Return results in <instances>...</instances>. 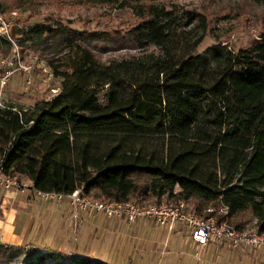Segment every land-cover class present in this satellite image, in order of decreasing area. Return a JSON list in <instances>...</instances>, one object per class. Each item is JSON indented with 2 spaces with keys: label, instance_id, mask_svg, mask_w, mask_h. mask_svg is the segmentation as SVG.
Segmentation results:
<instances>
[{
  "label": "trees",
  "instance_id": "obj_1",
  "mask_svg": "<svg viewBox=\"0 0 264 264\" xmlns=\"http://www.w3.org/2000/svg\"><path fill=\"white\" fill-rule=\"evenodd\" d=\"M121 7L139 18L126 38L142 52L127 58L96 56L102 31L61 21L17 29L61 82L30 107L0 106L1 171L35 189L82 188L103 201L184 199L238 229L256 219L264 235V29L246 48L193 53L201 36L188 35L206 31L203 13L178 16L155 0Z\"/></svg>",
  "mask_w": 264,
  "mask_h": 264
},
{
  "label": "rangeland",
  "instance_id": "obj_2",
  "mask_svg": "<svg viewBox=\"0 0 264 264\" xmlns=\"http://www.w3.org/2000/svg\"><path fill=\"white\" fill-rule=\"evenodd\" d=\"M1 1L5 5L2 15L10 21V25L9 37L0 35V77L7 72L10 74L5 84L0 86V106L11 104L30 107L39 100L50 99L60 87L61 79L53 74L51 67L32 48L31 41L21 39L17 34L19 28L25 29L43 21H61L78 30L102 31L105 39L98 40L91 46L96 56L103 61L127 58L142 52L127 41L126 30L138 23L139 18L132 8L121 7L122 0ZM155 2L165 5L178 16H183L185 11H197L205 15L206 31L202 32L200 27H197L188 35L190 40L201 36V41L193 53H201L207 47L219 43L228 49L246 48L264 29L261 21L264 5L253 0H155ZM183 49L185 50L184 46L181 50ZM149 50L155 48L150 47ZM161 230L162 239L167 235L169 241L167 240L161 250H157L155 260L151 259L153 252L146 256L150 257L148 264H264L259 251L243 248L232 250L214 247L209 252L206 249L201 259H197L193 256L192 250L181 247L182 242L176 248L174 244L169 243L170 236L175 232L169 233L164 228ZM180 231L187 235L186 230ZM184 234L179 238L183 239ZM1 241L2 238L0 264H77L78 260L83 258L89 259V264H121L120 261L108 262L89 254L60 252V257L56 258L55 254L59 253L57 250L3 244ZM123 263L135 264L132 260L126 259Z\"/></svg>",
  "mask_w": 264,
  "mask_h": 264
},
{
  "label": "crops",
  "instance_id": "obj_3",
  "mask_svg": "<svg viewBox=\"0 0 264 264\" xmlns=\"http://www.w3.org/2000/svg\"><path fill=\"white\" fill-rule=\"evenodd\" d=\"M22 182L27 184L23 190L0 185V238L3 244L89 254L121 264H125L124 259L135 264H148L150 252L154 253L151 259L155 260L157 250L169 241L167 235L162 239V230L151 218L127 224L122 218H108L102 213H81L82 220L76 225L73 208L66 201L59 205L43 202L31 182L23 179ZM180 230L175 229L169 243L176 248L182 242V248L192 250L188 233L185 235ZM181 234H184L183 239L179 238Z\"/></svg>",
  "mask_w": 264,
  "mask_h": 264
},
{
  "label": "built area",
  "instance_id": "obj_4",
  "mask_svg": "<svg viewBox=\"0 0 264 264\" xmlns=\"http://www.w3.org/2000/svg\"><path fill=\"white\" fill-rule=\"evenodd\" d=\"M10 21L0 14V35L9 37ZM27 69V68H26ZM28 71L29 70H25ZM9 72L0 77V86L5 84ZM0 185L5 188L23 190L27 188L25 182L10 177L1 171ZM34 192L45 202L61 204L66 201L73 208V216L78 225L82 217L81 213L89 215L93 212L102 213L104 216L118 217L131 224L140 219L151 218L156 226L166 229L169 233L181 228L187 231L193 245L192 253L197 259H201L206 249L209 248H243L250 251H259L261 261H264V235L260 234L256 227V219H253L243 229L230 225L226 220L218 221L214 216L203 218L195 213L184 199L174 202H160L159 204H136L133 202H111L92 199L84 193L82 188H76L69 193L56 191H42L33 188ZM212 212V208H207ZM221 211L226 212V208Z\"/></svg>",
  "mask_w": 264,
  "mask_h": 264
}]
</instances>
